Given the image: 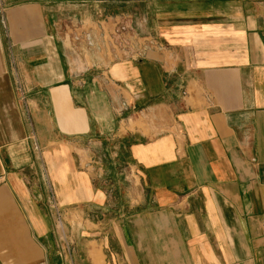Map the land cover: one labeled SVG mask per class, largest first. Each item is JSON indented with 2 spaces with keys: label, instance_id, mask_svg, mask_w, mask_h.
Returning <instances> with one entry per match:
<instances>
[{
  "label": "crops",
  "instance_id": "0c3cea01",
  "mask_svg": "<svg viewBox=\"0 0 264 264\" xmlns=\"http://www.w3.org/2000/svg\"><path fill=\"white\" fill-rule=\"evenodd\" d=\"M0 174V264H264V0H0Z\"/></svg>",
  "mask_w": 264,
  "mask_h": 264
},
{
  "label": "built area",
  "instance_id": "2783aa9c",
  "mask_svg": "<svg viewBox=\"0 0 264 264\" xmlns=\"http://www.w3.org/2000/svg\"><path fill=\"white\" fill-rule=\"evenodd\" d=\"M136 54H140V52L136 53ZM23 95L21 94V96L19 97L20 101H23ZM4 182V175L0 174V186L1 184Z\"/></svg>",
  "mask_w": 264,
  "mask_h": 264
},
{
  "label": "rangeland",
  "instance_id": "374dc122",
  "mask_svg": "<svg viewBox=\"0 0 264 264\" xmlns=\"http://www.w3.org/2000/svg\"><path fill=\"white\" fill-rule=\"evenodd\" d=\"M140 36V35H139ZM137 37V36H136ZM139 39H138V37H137V41H138ZM139 42H141V40L139 41ZM145 57V54L144 55H142V54H135V61H139V60H141L142 58H144ZM88 59V58H87Z\"/></svg>",
  "mask_w": 264,
  "mask_h": 264
}]
</instances>
